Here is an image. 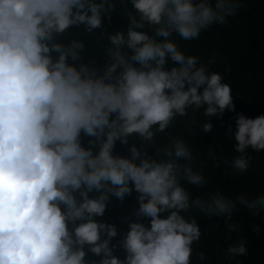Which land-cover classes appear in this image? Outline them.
<instances>
[{
    "label": "clouds",
    "instance_id": "9594fccd",
    "mask_svg": "<svg viewBox=\"0 0 264 264\" xmlns=\"http://www.w3.org/2000/svg\"><path fill=\"white\" fill-rule=\"evenodd\" d=\"M244 6L0 0V264H212L198 242L201 215L206 224L222 218L229 235L242 232L233 221L241 209L248 222L264 220V188L208 190L193 145L168 131L188 117L190 133L192 125L207 133L208 118L234 111L230 85L176 37L196 39ZM116 13L125 23L108 31ZM83 37L103 49L102 65ZM197 111L204 121L189 115ZM227 133L238 155H209L243 173L248 150H264V113H237ZM133 192L138 207L124 233L97 220L113 198ZM246 243L238 235L219 264H242Z\"/></svg>",
    "mask_w": 264,
    "mask_h": 264
},
{
    "label": "trees",
    "instance_id": "16d2710c",
    "mask_svg": "<svg viewBox=\"0 0 264 264\" xmlns=\"http://www.w3.org/2000/svg\"><path fill=\"white\" fill-rule=\"evenodd\" d=\"M244 7L238 10L235 16L229 17L226 24H213L203 30L200 35L191 41H179L186 54L196 55L201 61L208 64L209 70L220 74L223 81L228 83L233 96L234 111L225 112L217 117L208 119L213 124L210 132H203L196 125H192V132L188 131L186 121L188 117H178L175 124L168 130L171 134H179L191 143L195 149L198 162L203 166L206 175L211 178L213 187L208 190L224 191L227 194L254 195L264 188V150H248L251 156L250 167L243 173L233 174L227 165H216L209 151L217 158L223 156L231 159L235 153L232 145L234 140L227 137L229 126L235 130V116L241 113L247 117L264 113V0H244ZM125 21L118 14H113L111 22L105 21L108 31L123 26ZM88 41V54L96 58L102 65L103 49L97 48L90 37H83ZM212 63H208L209 61ZM174 63V62H173ZM227 69V71L225 70ZM194 119L204 121L200 111L189 113ZM116 152L127 155L124 146L117 144ZM135 193L126 195L121 201L113 198L98 221L115 224L117 233L127 230V223L132 219L133 212L138 207ZM245 210L233 216V221H239L241 233L233 232L229 235L222 218L215 217L213 224H206L210 219L199 213H194L199 224L201 215V237L198 242L203 246L205 254L212 255V264H219L224 259L223 252L229 244L234 243L238 235H243L247 241V256L240 257L242 264H264V220L262 222H248L244 217ZM259 218V217H257ZM261 226L257 233L252 225ZM117 234L113 238L120 239ZM88 258H92L89 254Z\"/></svg>",
    "mask_w": 264,
    "mask_h": 264
}]
</instances>
